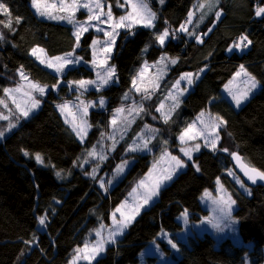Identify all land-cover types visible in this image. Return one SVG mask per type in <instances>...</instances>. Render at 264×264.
Returning <instances> with one entry per match:
<instances>
[{
  "label": "trees",
  "instance_id": "trees-1",
  "mask_svg": "<svg viewBox=\"0 0 264 264\" xmlns=\"http://www.w3.org/2000/svg\"><path fill=\"white\" fill-rule=\"evenodd\" d=\"M176 1L164 0L161 4L160 0H149L157 18L154 26H138L121 33L112 58L120 84L89 93L108 97L109 102L106 110L92 111V129L82 142L62 117L58 104L75 95L69 92L70 82L93 79L94 71L84 63L59 77L42 67L32 50L42 48L50 57L74 52L82 61L91 62L93 35H84L77 47L74 27L40 18L31 0H0L8 7L12 20L11 28L0 23V34L4 36L0 40V101H6L4 89L13 87V79L21 71L38 84L50 87L37 113L17 124L13 122L16 125L9 132L10 124L0 123V131L4 132L0 141V264H69L76 249L82 248L100 225L110 224L111 214L150 170L152 156L128 153L140 128L137 125L111 158L103 159L106 165L96 179L90 178L88 156L97 151L113 111L126 104L123 97L131 89L125 84L129 74L147 63H158L164 55L177 63L168 65L170 73L154 96L153 111L182 74L203 75L162 129L160 140L169 135L175 143L185 117L193 118L210 109L225 120L219 148L203 149L189 160L187 169L163 188L159 199L91 264H139L141 254L153 242L168 250L160 238L164 232L173 235L181 250L172 264H246L247 257L251 264L264 263V188L247 187L246 193L228 175L234 171L231 154L236 151L264 171V14H255L258 7H264V0H219L211 10L207 6L199 8L205 0H198L192 22L186 24V19L175 26L169 11ZM113 10L118 16L122 13L116 6ZM216 11L222 13L219 20ZM8 19L0 14V21L6 23ZM182 24H186L188 32L178 31ZM170 28L175 30L162 46L156 36ZM241 35L251 41L249 48L244 53L228 51ZM196 36L203 43H198ZM241 65L261 87L236 109L223 89ZM54 85L59 87L57 92ZM36 154L43 163L37 162ZM126 158L135 162L118 180L117 167ZM103 175L117 181L107 193L98 185ZM218 179L238 203L235 215L242 245L231 237L218 243L210 233L192 235L187 241L179 239L177 233L183 229L180 216L188 212L192 219L200 220L206 215L208 211L200 198L206 190L215 189ZM149 259L154 262L155 258Z\"/></svg>",
  "mask_w": 264,
  "mask_h": 264
},
{
  "label": "rangeland",
  "instance_id": "rangeland-1",
  "mask_svg": "<svg viewBox=\"0 0 264 264\" xmlns=\"http://www.w3.org/2000/svg\"><path fill=\"white\" fill-rule=\"evenodd\" d=\"M47 2L48 3L55 2L57 4V7H59L60 4V0H47ZM64 2L66 4H70L72 3V0H64ZM85 2L89 3L90 5H94L96 0H78V3H85ZM146 2L148 3L149 8L151 9L149 0H146ZM197 2L198 0L176 1L175 5L172 6L169 11V16L171 17L175 26L180 25L181 22H183L188 18V13L194 10V8L197 5ZM101 3L103 5V12L105 13L109 10V6H111V12L113 14L114 19H118L120 16L126 15L128 12L132 11L130 4H125V0H115L114 2L110 0H101ZM114 6H116V8H118L122 12L121 15L118 16L114 12L113 10ZM34 10L36 12L35 8ZM52 11L53 14L58 16H66L71 14L70 12H59L57 11V9H52ZM94 11L100 12L101 9H94ZM151 11L153 10L151 9ZM88 15L89 13L87 9L83 7H78L74 12V19L79 22H88ZM38 16L42 19L65 23L74 27V25L72 23H69L67 20L49 19L44 16H40V15ZM105 19H107L106 16L101 17V20H105ZM156 19L153 21V26L156 22ZM113 22L114 21L110 23ZM91 23L94 25V27L89 28L88 31L86 32L81 31L80 41L82 37L87 33H91L93 35V40L97 39L103 42L109 39L108 37L104 36L103 32H97L95 27V25H98L99 27L105 29L106 31H111L109 24H101L95 20L91 21ZM138 26L144 27L143 23H136L132 26L131 29ZM152 27H146V28H152ZM74 29L76 31L75 27ZM131 29L129 28L117 29V32L119 34L116 35L115 37V44L112 46L111 52L109 53L98 50L95 55V60L97 61L96 64L93 63L94 56L92 57L91 62H85L81 60L82 58L78 57L74 53L73 59L80 58V62L67 65L63 69L62 73L57 72L54 67L53 68L47 67V62L54 57L48 56L44 49L43 52L37 51L35 55L32 54L33 57L36 59V61L42 67L48 69L49 71H51L55 75H58L59 77H62L63 74L68 69L77 67V65H81L84 63L94 71L95 77L93 79H86V80L96 81L95 85H86L85 88H80L76 83L70 82L68 84L69 92L75 95H72L73 96L72 100H65L58 104V105H64L65 103H67L68 107L66 109L62 111L61 108L58 107V110L60 111L64 120L67 121L69 126L72 128V130H73V126H76L78 130L80 128H84V132L81 134L83 137V141L86 140L87 135L92 129V123H91L92 111L106 110L107 104L109 102L108 97L101 95L100 96L89 95V93L91 91L95 93H99L105 89H108L111 86L120 84L119 78L117 76L116 67L112 63V58L116 51L117 43L121 33L123 31L131 30ZM174 30L175 29L172 30L171 28L168 29L169 36L166 38L164 45L170 40L172 31L174 32ZM96 47L97 49H99L100 46L97 45ZM91 48L93 55V46H91ZM231 48L233 49L232 51L238 50L240 53H244L249 48V45L247 47L242 46L241 49H236L233 46ZM39 49L42 48H38V50ZM164 56H166L167 59L169 60L166 59L161 63H152V64L147 63L142 68L134 69L129 74V76L125 80V84L129 85L131 89L126 93L127 99H125V96L123 97V100L125 101L126 104L122 107L117 108V109H123L124 111L119 114L116 112L117 109L113 111V114L109 119V127L107 128L106 132H103L100 138V143L98 144L97 151L96 152L94 151L95 155L88 156L89 165H90V172H89L90 178L96 179L100 175V169L103 167V165H106V162L104 163L101 157L104 156L105 158L107 156L111 158V155H113L115 150H117L119 144L126 141L127 136L129 135L130 132H132L133 128H135L136 125L140 127L138 134L135 137V140L133 141V143H131V145L128 148V153L131 154L137 152L140 154H150L152 156V166L150 170L147 172V174L144 176V178L141 180L144 181V183L141 184L140 181L132 189V191L129 193L127 198L117 207L120 208L121 205H124V207L121 208V211L120 212H116V210L114 211L116 212V219L125 220V222H127L126 219L127 217L134 215L135 218L132 219L130 222H128V227L140 215L141 212L151 207L159 199L163 188L168 186L181 172L187 169V163L189 160H192L193 157L203 149L213 150L210 146H205L204 137L207 136L209 140L213 138L212 135H209V132H213L214 134L219 135L217 148L215 150L219 148L225 127V120L221 116L214 115L211 113L210 109H206L201 112L203 113V116H201V113H199L197 116L193 118L185 117L183 119L182 130L179 134H177V140L175 143H173L172 140H170L171 138L169 137V135L164 140H160L162 129H164L166 123L176 113L180 105L183 103V101L188 96V94L195 88L196 83L203 75V72L192 73L193 83L189 85L186 79L180 80V77L183 75L182 74L178 78V80H180L179 86L177 87L174 84L171 90L168 92L166 97L159 105L158 108L160 109V111L157 110L153 111L151 104L154 100V96L158 92L159 88L162 86V83L167 77V75L170 73V67L168 65L171 64L170 61L172 58H169L167 55ZM106 57L107 59L105 62ZM41 59L45 60V63H41L40 62ZM53 63L55 64L56 61L53 60ZM109 67H113L115 71L113 74L110 75V77L108 78V82L105 84L97 77V73L99 72L101 73L102 76H104L107 74V69ZM245 71L247 72L246 69ZM197 74L199 78H196ZM24 75L27 77V79H22L21 74L16 75V79H13L14 85L9 89H16L18 86L21 85L23 87L19 92L12 91L10 94H6L7 98L6 101L3 102V106L0 108V115L7 117V119H0V123L3 121H7L8 125L9 124L16 125L19 120L25 117L24 115H22V110L25 109L28 110L29 112L28 115L37 113L42 106V98L44 97V95L47 94V92L50 91L49 86L45 87V91L43 94L31 89L29 87V82H33V83H37V82L33 81L26 74ZM249 76L253 77L249 73L248 76H245L243 73H241L239 76L235 75L234 78L223 89V93L225 97H227L229 101L232 102V104L235 106L236 109H240L245 103H247L249 99L254 94H256L261 87L259 82L256 80L258 82L257 87L249 91L247 97L242 99L240 105L237 106L235 100L233 99V94H240L246 91L250 87V85L247 83ZM134 80H135V85L133 84ZM137 88H139L140 90L137 91ZM58 90L59 87L56 86L55 91L57 92ZM26 93H30V95H26ZM173 96L177 97L179 101L178 105L176 104V101L172 99ZM33 98L39 101V104L36 107L32 106ZM101 99H103L104 101L103 105H101L100 103ZM17 104L20 105L19 108H17ZM86 105H88V107L85 113ZM141 105L143 106L142 111L140 110ZM161 105H163V107H161ZM129 109H133V110L129 111ZM165 115L169 117L167 122H165L164 119ZM114 117L116 119L115 124H113ZM198 117L199 119H197ZM221 120L224 123H221ZM15 121L16 124L13 123ZM82 121H87V125H84ZM213 123L219 125V127L213 130L211 128V125ZM190 124H194L195 127L188 133V136L204 131L206 127L208 131H204V135H197L196 139L194 140H190L188 139V136H186L185 137L186 143L181 144L179 137L181 134L185 132V129H187L188 125ZM9 131L10 130H8L7 132ZM165 132H167V130ZM77 137L80 141H82L81 136H77ZM2 139L3 137H0V141ZM197 143L201 145L199 150H195L194 147L195 144ZM145 144L147 145L146 147ZM132 148H135L136 150L131 151L130 149ZM181 148H192L193 149L191 153L192 158L189 159L187 156H185L184 153L180 151ZM175 150H178L180 155L176 154L177 152ZM173 156L180 159L184 166L176 167V162L172 160ZM94 159L98 161H95ZM125 161L127 162L126 165H125ZM134 162L135 160L133 158H126L124 161L121 162L120 165H125V166L122 172H118L116 170L117 173L116 175L118 180L125 176V174L132 168ZM231 172L235 173L234 171ZM169 175L171 176V179H163L164 177ZM229 176L237 183V186L240 189L244 190L246 193L248 192L247 186L244 184L242 179L236 173H235V177L239 178V180L244 184V187H241V183H238L237 179H235L232 175ZM114 179L115 178L112 177L110 178V180H108V176L105 177L103 175L100 178L98 185L103 192L107 193L117 182ZM158 180L162 181L158 188V194L152 196L151 199H149L147 203H145L144 202L145 197L148 196L154 190ZM218 180H219V184L216 182L215 189L206 190L200 198L203 208L206 211H208L206 215L201 216L200 220L192 219L191 214L188 212L186 218L184 215L185 212L180 216L179 221L182 224L183 229L177 233V237L179 239L187 241L188 238L192 235H197V234L203 235L205 233H210L215 236L218 243L225 238L231 237L236 244L242 245L243 240L239 234V223L235 215V212L238 209V203L235 200L232 192L224 185L222 179H218ZM102 184L103 187L101 186ZM134 189L135 191H133ZM206 192L210 194L207 197L205 196ZM229 196L231 197L232 200L235 201V203L232 204L231 206L230 218L225 217L221 213L220 208L224 207L222 203L213 202L214 200L219 201L221 197L227 199V197ZM137 206H139L138 214H136L134 211V209ZM112 214H111L110 224L105 225L104 228L101 230L102 235L97 236L96 232H94L90 237V239L87 241L88 251L81 252L79 254V258L77 257V252H76L69 264H91L95 262L99 257H101L106 252L107 248L110 245L114 244V243H105L104 250L99 253H96L94 255V258L91 259L90 261L82 258L84 255H89V256L93 255V253L91 252V248L94 244L97 243V241H101V240L106 241L108 239H111L109 234L115 228ZM215 225H218V227ZM128 227L124 228L122 234L127 230ZM122 234L116 235L114 237L115 242L120 238V236H122ZM160 238L166 242V247L168 248V250H166L162 245L153 242L141 254V262L139 264H172L176 260V258L181 255V250L178 247L176 240H173L174 237L172 234L164 232L163 234L160 235ZM169 241L174 243L176 245V248H173L169 243ZM84 247L85 245L80 249H84ZM149 257H154L155 258L154 262H151ZM246 264H251L249 257H247Z\"/></svg>",
  "mask_w": 264,
  "mask_h": 264
},
{
  "label": "snow or ice",
  "instance_id": "snow-or-ice-1",
  "mask_svg": "<svg viewBox=\"0 0 264 264\" xmlns=\"http://www.w3.org/2000/svg\"><path fill=\"white\" fill-rule=\"evenodd\" d=\"M164 0H160V3L163 4ZM219 3V0H205V3H201L198 5L199 8L203 9L206 6L208 7L209 10H211L212 8L216 7ZM31 4L32 7H34L36 9V12L38 15L40 16H44L47 17L49 19H60V20H67L69 23H72L74 25V27L76 28V31L74 33V35L76 36V46L79 47V41H80V33L81 31H88L89 28L94 27V25L91 23V21L95 20L98 21L101 24H109L111 31H106L105 29L99 27L98 25H95L96 27V31L97 32H103L104 36L108 37V40H105L103 42H101L100 40L94 39L92 41V46H93V56H94V60L93 63L96 64L97 61L95 60V55L96 52L99 51H104V52H111L112 46L115 44V37L116 35H118L119 33L117 32V29L119 28H129L131 29L132 26L136 23H143L144 27H152L153 26V21L156 19V14L155 12L151 11V9L149 8L148 3L146 2V0H125V4H130L132 11L128 12L126 15H122L120 16L118 19H114L113 14L111 12V6H109V10L105 13L103 12V5L101 3V0H96L94 5H90L89 3H78V0H72V3L70 4H66L64 2V0H60V4L59 7H57V4L55 2L52 3H48L47 0H31ZM122 6V5H121ZM78 7H83L85 9H87L89 15H88V22H79L76 21L74 19V12ZM52 9H57V11L59 12H70L71 14L66 15V16H58L53 14ZM94 9H101L100 12H95ZM0 14H3L5 16H8L9 19L8 21L5 23L4 21H0V23H4L5 27L11 28L12 25V20H11V13L9 12L8 7L6 6L5 3L0 2ZM257 16H261L262 14H264V7H258L255 13ZM194 13L193 12H189L188 13V18L186 21L187 23H191L192 22V18H193ZM222 13L221 11H216L215 16L216 19L219 20L221 17ZM102 16H106L107 19L105 20H101ZM201 20H203V16L201 17ZM114 21L113 23H110ZM20 19L17 18L16 19V23H19ZM186 24H182L180 26V28L178 29V31H183V32H188V29L186 27ZM209 31H211V29H209ZM190 36H195V33H188ZM169 36V31L167 29H165L161 34H158L156 36V39L159 41V43L163 46L165 43L166 38ZM4 36L2 34H0V40H3ZM196 40L198 43H203V41L200 39L199 36H196ZM246 42V43H245ZM249 44H251V41L248 40V37L246 35H241L238 39V41L233 45V47H235L236 49H241V47H247ZM97 45H99V49H97ZM232 48H229L228 51H232ZM37 51L43 52V49H33L32 53L33 55H35L37 53ZM145 51H147V48L145 49ZM74 56V52H69L67 53L65 56H57L52 58L51 60H49L47 62V67L50 68H55V70L57 72L62 73L63 69L70 64H74V63H79L80 62V58H75L73 59ZM107 57L105 58V62H106ZM167 57L166 56H161L160 61H158V63L163 62L164 60H166ZM53 60L56 61V63H53ZM41 63H45V60L41 59L40 61ZM171 64H176L177 60L176 59H171L170 61ZM114 68L113 67H109L107 69V74L102 76L101 73H97V77L103 82V83H107L108 82V78L110 77L111 74L114 73ZM201 71H203V69H201ZM241 73H243L245 76H248V73L245 71L244 66L241 65L240 66V71L236 73L237 76H239ZM21 77L22 79H27V77L24 75V73L21 71ZM193 74L192 73H185L180 77V80H187V83L189 85H191L193 83ZM196 78H199L198 74L196 75ZM180 80H177L175 82V85L178 87L180 84ZM74 83H76L80 88H85L86 85H95L96 81H91V80H79V81H75ZM247 83L250 85V87L240 93V94H233V99L235 100L237 106L240 105V103L242 102V99L246 98L248 95V92L251 91L252 89H255L258 85V82L256 81L255 77H251L249 76V79L247 81ZM133 84L135 85V80L133 81ZM23 86H18L16 89H4L6 94H10L12 91H16L19 92L21 90ZM29 87L35 91L40 92L41 94L44 93L45 91V87L46 86H40L38 83H33V82H29ZM54 87H56L54 85ZM158 87V85H157ZM140 89L137 88V91H139ZM26 95H30V93H26ZM147 95V94H146ZM171 95V94H170ZM125 99H127V94H125ZM172 99L174 101H176V104L178 105L179 101L177 99V97H172ZM15 102V101H14ZM0 103H3V101H0ZM101 105H103L104 101L103 99H101L100 101ZM39 104V101L34 99L32 100V106L36 107ZM20 105L17 104V108H19ZM58 107L61 108V110L63 111L64 109H66L68 107L67 103H65L64 105H58ZM88 105L85 106V113L87 110ZM161 107H163V105H161ZM133 109H129V111H132ZM140 110H143V106L141 105ZM123 109H117L116 112L119 114L121 112H123ZM157 111H160V109L158 108ZM29 114L28 110H22V115H24L25 117H27ZM201 116H203V113H201ZM168 116L165 115L164 119L165 122H167L168 120ZM0 119H7V117L0 115ZM199 119V117L197 118ZM67 122V121H66ZM82 123L84 125H87V121H82ZM116 123V119L115 117L113 118V124ZM221 123H224L221 120ZM11 127H15L14 124L10 125L9 130H11ZM90 127V125H89ZM195 127L194 124H190L188 125V128L185 129V132L183 134L180 135L179 139L181 144H185L186 140L185 137L188 136V133ZM219 125L217 124H212L211 128L214 130L216 128H218ZM73 131L76 132L77 136H81V140L83 142V137H82V133L84 132V128H80L79 130L77 129L76 126H73ZM204 131H208L207 127ZM204 131L198 132L196 134H193L191 136H188V139L190 140H194L196 139L197 135H204ZM86 134V133H85ZM209 135H212L213 138L211 140L208 139L207 136H205V146H210L213 150H215L217 148V142L219 140V135L218 134H214L213 132H209ZM4 136V132L0 131V137ZM147 145L145 144V147ZM195 150H199L201 145L200 144H195ZM131 151H135V148L130 149ZM223 151H227V149H222ZM181 152L184 153L185 156H187L189 159H191V153L193 151L192 148H181L180 149ZM25 155H28L27 152H25ZM90 156H94L95 152H90L89 153ZM233 156V159H235L241 170L244 171V174L248 177L249 180L252 181V183H256L257 179L264 181V171H258L256 168L254 167H250L247 164L242 163V158L237 155L236 153H232L231 154ZM35 159L37 160L38 163H43L42 157L39 154H36ZM101 159H104V157H101ZM172 160H174L176 162V167H183V163L180 159H178L177 157L173 156ZM126 161H125V165H126ZM125 165H120L117 168L118 172H122L124 169ZM197 170H199V168H197ZM57 175H60V173L58 172ZM229 175H232L235 179H237L238 183H241V187H244V184L239 180L238 177H235V173L229 171ZM163 179H171V176H166ZM162 181H157L154 190L145 197L144 202L147 203V201L149 199H151L152 196L157 195L158 194V188L159 185ZM144 181H141V184H143ZM217 183L219 184V180H217ZM103 187V184L101 185ZM135 191V189L133 190ZM209 193H205V196H209ZM214 203H222L224 205V207L220 208L221 213L225 216L230 218L231 216V206L232 204L235 203L234 200L231 199V197H227V199H224L223 197L220 198L219 201L214 200ZM124 205H121L120 208L116 209V212H120L121 208H123ZM135 213L138 214L139 213V206H137L134 209ZM116 212H114L112 214V218H113V223L115 225V228L113 231L110 232V237L111 239L108 240H101V241H97L96 244H94L91 248V252L93 253L92 256L89 255H84L82 258L86 259V260H91L94 258V255L96 253H99L101 251L104 250V244L105 243H115V239L114 237L116 235L122 234L124 228L128 227V222H130L132 219H134V215L133 216H129L127 217V222H125V220H117L116 219ZM185 218L187 217V212L184 213ZM41 224H44V220L41 219L40 220ZM218 227V225H215ZM104 228V225H100V228L96 230V235L97 236H101L102 235V229ZM169 243L171 244V246L173 248H176V245L174 243H172L171 241H169ZM88 251V244H85L84 249H76L77 252V257L79 258V254L81 252H87Z\"/></svg>",
  "mask_w": 264,
  "mask_h": 264
},
{
  "label": "water",
  "instance_id": "water-1",
  "mask_svg": "<svg viewBox=\"0 0 264 264\" xmlns=\"http://www.w3.org/2000/svg\"><path fill=\"white\" fill-rule=\"evenodd\" d=\"M233 153H236L237 155H239L241 158H242V163H244V164H247V165H249L250 167H254V166H252L250 163H248L246 160H245V158H244V156L243 155H241L239 152H233ZM231 162H232V165H233V170L235 171V173L242 179V181L244 182V184L247 186V187H249V188H258V187H263L264 188V181H262V180H259V179H257V181H256V183H252V181L251 180H249L248 179V177L244 174V171H242L241 170V168H240V166H239V164H238V162L235 160V159H233V156L231 155ZM254 168H256V167H254ZM258 171H262V170H260V169H258V168H256Z\"/></svg>",
  "mask_w": 264,
  "mask_h": 264
}]
</instances>
